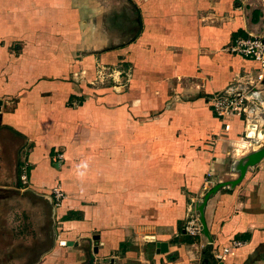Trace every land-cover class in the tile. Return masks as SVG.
<instances>
[{"label":"crops","instance_id":"0c3cea01","mask_svg":"<svg viewBox=\"0 0 264 264\" xmlns=\"http://www.w3.org/2000/svg\"><path fill=\"white\" fill-rule=\"evenodd\" d=\"M126 1L0 0V264H215L232 241L217 264H264V158L208 197L204 250L184 230L259 148L264 68L230 47L264 39V0Z\"/></svg>","mask_w":264,"mask_h":264},{"label":"built area","instance_id":"2783aa9c","mask_svg":"<svg viewBox=\"0 0 264 264\" xmlns=\"http://www.w3.org/2000/svg\"><path fill=\"white\" fill-rule=\"evenodd\" d=\"M232 54L240 56L242 58L252 60L264 68V39L260 37H238L234 40L230 47ZM122 72L115 67L101 66L98 68V72L93 83L104 84L112 82L113 84H121L119 77ZM258 81L262 80V77L257 78ZM254 90L248 91H234L224 92L213 95L209 98V105L213 114L218 118H224L226 116L244 117L250 106L254 104ZM61 159V155L58 156ZM52 195L55 200V205L59 206V203L64 199V194L59 188L52 190ZM185 232L193 238L198 240L199 247L204 250V246L199 242L203 237V231L200 222L199 212L190 213L186 219L184 225ZM244 243L239 241H232L231 246L224 248L218 255L211 254L215 264L222 261L224 255L227 254L230 248H239ZM210 253H212V247L209 245Z\"/></svg>","mask_w":264,"mask_h":264},{"label":"water","instance_id":"95a60500","mask_svg":"<svg viewBox=\"0 0 264 264\" xmlns=\"http://www.w3.org/2000/svg\"><path fill=\"white\" fill-rule=\"evenodd\" d=\"M256 141L257 143H259V148L257 150H255L254 152L250 153L248 156H246L238 165V173H239V177L231 182L228 183H221L218 184L217 186L213 187L203 198L201 204H199L198 207V212H199V216H200V222H201V227H202V231L203 234L206 233V225L204 222V218H203V208L206 204V201L208 200V197L213 194L214 192H216L219 188L223 187V186H235L237 185L244 177L246 171L248 168L253 167L254 165H256L261 159L264 158V128L260 129L257 131L256 133ZM205 261V260H204ZM206 262V261H205Z\"/></svg>","mask_w":264,"mask_h":264},{"label":"rangeland","instance_id":"374dc122","mask_svg":"<svg viewBox=\"0 0 264 264\" xmlns=\"http://www.w3.org/2000/svg\"><path fill=\"white\" fill-rule=\"evenodd\" d=\"M119 0H107V3H108V6H111V8H113L114 6H115V8H116V13L115 12H113V9H115V8H113L112 10H110L109 11V13L108 14H110V16H114V14H118L119 12V10L120 9H122L121 11L123 12H121V14H123V17H125V15H129L130 14V12L132 11V9L130 8V4L126 1V0H124L123 1V3H119L118 2ZM134 16V15H133ZM125 20H126V25H125V27L124 28H129V24H130V22H129V20H127L126 18H125ZM131 25V24H130ZM263 108H264V104H263ZM1 197H3V195H0V198ZM1 200V199H0ZM2 201H0V203H1ZM3 204V203H2ZM2 207V206H1ZM2 213V212H1ZM16 216L18 217V218H22V220L21 219H18V218H16L17 220H20L22 223L25 221L26 222V216L24 215V214H21V216L20 215H18V214H16ZM11 217H12V215H11ZM6 233H7V231H5ZM10 233V232H9ZM24 233H25V235H27V237L29 238L30 237V235H29V231H28V225H27V227H25V229H24ZM9 234H7V236H8ZM27 237H25L26 238V240H28V238Z\"/></svg>","mask_w":264,"mask_h":264},{"label":"clouds","instance_id":"9594fccd","mask_svg":"<svg viewBox=\"0 0 264 264\" xmlns=\"http://www.w3.org/2000/svg\"><path fill=\"white\" fill-rule=\"evenodd\" d=\"M81 175H82V173H81Z\"/></svg>","mask_w":264,"mask_h":264}]
</instances>
